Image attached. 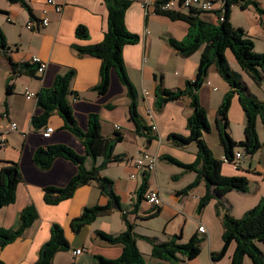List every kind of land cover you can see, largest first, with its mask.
<instances>
[{"label":"crops","instance_id":"0c3cea01","mask_svg":"<svg viewBox=\"0 0 264 264\" xmlns=\"http://www.w3.org/2000/svg\"><path fill=\"white\" fill-rule=\"evenodd\" d=\"M24 1L29 5L32 15L19 3L0 0V28L7 43L4 50L0 49V140L2 137L6 139L5 144L0 145V168L3 164L1 161L15 162L22 175L14 202L0 208V228L17 229L20 225V215L28 207L35 210L36 217L17 240L3 248L0 247V262L37 264L41 250L50 240L55 224L63 228L70 249L58 252L53 264H97L96 256L117 259L122 254V246L103 241L97 232L113 235L122 233L126 229L122 216L126 214L138 236L137 246L142 254L145 250L149 262L160 263L151 256L152 246L143 237L155 242H167L178 235L181 236V242L185 243L197 235L202 239L201 253L197 258L165 264H231L235 243L230 245L222 259L213 260L211 257L212 253H219L223 247V226L216 213V207L219 202L225 204L229 214L239 219L259 205L264 197V156L259 155L260 151L251 157L246 155L238 169H235L232 163L224 161L222 174L227 177H246L249 181L248 189L246 192L232 191L213 198L202 213L197 212V207L206 192L205 182L201 181L196 188L182 194L196 179L197 173L186 172L181 167H178L176 173H168L170 168L166 165L169 162L162 160L164 157L170 156L190 164L195 162L198 150L195 142L179 147L168 139L171 133L188 134L187 119L193 112L190 99L184 97L166 104L162 109L156 107V92L160 80L167 89L182 90L186 88L187 81L196 77L202 49L189 57H183L169 44L170 39H185L189 24L156 14V3L159 0H130L131 5L126 12L125 22L127 29L139 36V41L124 47L123 58L127 75L137 92V112L146 126L152 128L150 142L147 136L136 133L135 125L129 119L130 98L117 72L111 70L109 90L105 95H99L95 87L100 82L101 60L89 55H80L75 48L88 47L103 41L108 27L105 0H56L62 7L60 12L47 0ZM213 1L214 10L202 13L201 18L217 24L219 17L216 11L221 9L223 0ZM256 1L264 9V0ZM236 8L240 9L247 23H233V12ZM43 10L48 13L43 15ZM43 17L49 19L46 27L39 26ZM230 21L233 26L243 28L247 32L256 51L254 35H264L262 20L257 11L252 6L242 9L240 4H234L230 8ZM30 22L34 25L33 29L27 28ZM79 25L87 28V39L76 37L75 32ZM226 56L231 68L242 76L247 85V92L264 104V82L257 85L237 66V61L230 51L226 52ZM33 57L40 58L46 65L42 74H38L37 65L31 63ZM11 62L20 65L29 63L36 72L14 75ZM69 70L75 71L70 86L72 93L68 96V101L77 126L83 131L87 130L90 115L97 114L101 119V133L104 137L114 138L116 133L122 136V140L114 149V154L121 157L122 161L111 163L101 171L103 176L114 182V190L120 198V210L115 209L108 215L98 217L93 223L84 225L76 234L72 231L71 222L87 207L107 205L108 198L102 195L98 185L92 182L79 187L73 197L67 200L54 205L46 203L44 189L65 187L76 175L78 168L69 160L57 158L49 170H41L33 161L34 152L40 147L63 144L85 156L86 148L83 140L65 126V120L57 110L51 114L45 125L35 127L32 119L42 115L43 110L37 104V99L26 97L27 93L38 95L42 89L51 88L55 78ZM253 85L257 86L256 89ZM8 86H12L13 91L10 94L6 91ZM229 89L228 83L219 75L216 67L211 66L204 84L198 91L199 101L210 124V132L205 133L203 138L215 157L220 160L224 159L222 145L220 142L217 145L215 140L213 145H210L208 137L213 133L218 134L217 111ZM4 114L8 117L5 118ZM13 123L17 125L16 130L11 128ZM245 125L246 115L238 95H235L229 111V133L234 140L244 139ZM47 127H52L54 131L45 138L43 133ZM257 131L260 138L261 132L264 133V125L260 119L257 121ZM239 151L243 152L239 148L234 152ZM144 152L157 157L154 172L144 174L135 167V159ZM102 161V157L96 161L88 158L85 166L90 169L94 164L100 165ZM145 178L148 180L147 191L159 190L163 198L158 213H155L158 207L145 200L146 193L135 210L138 192ZM200 226H205V233L199 232ZM260 247L264 252V246ZM77 249H84V252L74 255ZM181 260L184 258L181 257ZM244 264H252L250 258L246 257Z\"/></svg>","mask_w":264,"mask_h":264},{"label":"trees","instance_id":"16d2710c","mask_svg":"<svg viewBox=\"0 0 264 264\" xmlns=\"http://www.w3.org/2000/svg\"><path fill=\"white\" fill-rule=\"evenodd\" d=\"M12 3H19L32 15L29 5L24 0H9ZM168 0H159L156 3L155 13L169 17L172 20H180L189 24L188 35L182 41L169 40V44L183 57H189L196 51L202 49L201 60L196 77L192 81L186 82L185 89L170 90L162 85V81L157 87L156 107L162 109L166 104L178 101L184 97L190 99L193 110L187 119L188 134L171 133L168 139L179 147H185L191 143L197 144V157L195 162L186 164L177 159L164 157L169 163L181 167L186 172H196V179L190 183L182 192L187 194L196 188L201 181L205 182L206 192L198 203L197 212L202 213L208 203L215 197H221L229 192H246L249 181L243 176L227 177L222 174L224 159L232 162L235 149H241L245 155H254L262 148L257 131V121L260 119L264 125V104L247 92V86L242 80V76L234 71L227 59L226 52L230 51L237 64L257 85L264 82V53H257L255 45L247 32L240 27H235L230 21V8L234 4H240L242 9L252 6L260 15L264 28V9L256 0H223V8L217 10V24L205 21L201 18L204 13L197 9H191L187 13L179 11L162 10L161 6ZM108 9V27L102 42L88 47L75 46L80 55H89L101 60L100 82L95 87L99 95H105L110 86V73L114 69L121 84L125 87L130 98L129 119L136 128V133L145 135L152 141V128L146 126L143 119L137 112V92L131 83L125 68L123 58L124 47L135 44L139 41V36L131 33L126 26L125 16L131 5L130 0H105ZM1 12V10H0ZM76 37L87 39L89 34L87 28L79 25L76 28ZM7 43L0 28V49H5ZM14 75L21 73L34 74L36 70L31 68L29 63L17 64L11 62ZM36 65V64H35ZM211 66H215L219 75L228 83L230 89L225 94L216 116V127L220 144L224 149V159L215 157L214 153L203 138L205 133L210 132L207 113L201 106L198 98V91L204 84ZM75 77V71L69 70L62 75H58L53 86L42 89L37 95V104L43 110V114L35 116L32 123L35 127L45 125L51 114L57 110L65 120V126L75 135L79 136L85 145L86 155L81 156L72 148L63 144L50 145L38 148L33 155L35 165L41 170H49L57 158H64L73 162L78 171L65 187H47L44 189V199L47 204H57L60 201L73 197L76 190L83 186L95 182L101 194L108 198L107 205L87 207L82 214L71 222L72 231L79 233L84 225L93 223L98 217L105 216L113 212L114 204L120 205V198L114 190L112 179L103 176L101 171L109 164L121 162L122 158L114 154L117 143L122 140V136L116 133L114 138H106L101 133V119L97 114H91L88 120L87 130H81L75 121L70 107L68 96L72 93L71 82ZM7 94L12 93V86H8ZM238 95L241 107L246 115V125L244 129V139L234 140L229 133V111L233 97ZM102 157L100 165H93L88 169L85 166L86 159L96 161ZM0 168V208L14 202L18 185L22 182V175L19 166L15 162L1 161ZM148 188V180L145 178L141 186L135 210L144 198ZM159 212V207L155 213ZM216 213L221 218L223 226V247L219 253H212L213 260L222 259L232 243L235 249L232 255L231 264H244L246 257L250 258L252 264H264V197L259 205L247 211L242 218L232 217L225 204L219 202ZM36 212L33 208H26L20 215V225L17 229L0 228V247L3 248L17 240L28 229L35 220ZM152 217V216H151ZM123 221L126 229L120 234L113 235L98 231L97 235L105 242L112 245L122 246V254L117 259H106L96 256L97 264H152L146 263L143 254L137 246V235L133 225L123 214ZM151 246V256L155 259L178 262L193 260L201 253L202 239L197 235L188 242H181V236H174L167 242H155L152 239L143 237ZM69 243L65 237L63 228L55 224L51 231L50 240L43 246L37 264H53V259L58 252L68 251ZM182 255L184 260H181ZM0 264H2L0 262ZM74 264V263H73ZM161 264V263H158Z\"/></svg>","mask_w":264,"mask_h":264},{"label":"built area","instance_id":"2783aa9c","mask_svg":"<svg viewBox=\"0 0 264 264\" xmlns=\"http://www.w3.org/2000/svg\"><path fill=\"white\" fill-rule=\"evenodd\" d=\"M47 1L49 4H52L53 6H55V10L57 12H60L62 10V7L56 2V0H47ZM214 5L215 4L213 0H180L179 2H177L176 0H168L161 6V9L170 10V11H179V12L189 11L191 9H197L202 12H211L214 10ZM223 5H224V2L222 4L221 9L223 8ZM47 13H48L47 10H43V15H46ZM219 20L222 21L223 17L221 16ZM48 23H49V19L47 17H43L39 21V26L46 27ZM27 28L33 29L34 28L33 23L32 22L28 23ZM31 63L37 65L38 74H42L45 71L46 65L41 61L40 58L33 57L31 59ZM26 97L27 99H33V98L37 99V95L34 93H27ZM4 117L7 118L8 115L4 114ZM11 128L12 130H16L17 125L13 123L11 125ZM116 129L119 130V127H117ZM53 131L54 129L52 127H47L45 132L43 133V136L45 138H48L52 134ZM5 141H6L5 137H2L0 140V145H4ZM245 157L246 155L244 152H241V151L236 152L234 155L233 161L230 163H232L235 169H238L241 161L245 159ZM224 161L228 162L225 159ZM156 162H157L156 156L148 152H144L138 158L135 159L134 164L137 170L145 174L149 172H154L156 170ZM132 177L134 178L135 175H132ZM145 200L154 207H160L163 204V198L159 190H156V189L147 191L145 195ZM198 230L200 233L206 232L205 226H200ZM83 252H84V249H77L74 251V255H79Z\"/></svg>","mask_w":264,"mask_h":264},{"label":"rangeland","instance_id":"374dc122","mask_svg":"<svg viewBox=\"0 0 264 264\" xmlns=\"http://www.w3.org/2000/svg\"><path fill=\"white\" fill-rule=\"evenodd\" d=\"M243 14L241 13V11H240V9L239 8H236V9H234V12H233V18H232V20H233V23L235 24V25H240V23L242 24V23H247L246 22V20H245V18H243ZM244 25V24H243ZM254 41H255V44H256V51L257 52H259V51H264V35H262V34H256V35H254ZM260 53V52H259ZM234 58V57H233ZM237 66H239V65H237ZM238 68V67H237ZM245 83V82H244ZM246 84V83H245ZM247 86V85H246ZM256 85H253V88H255L256 89ZM258 90H260L259 88H258ZM215 132V131H214ZM206 134H208V133H206ZM211 139V140H210ZM213 140H215V143L217 144V145H219V137H218V134L217 133H213L211 136H210V138L208 137V142L210 143V145H213ZM260 141L262 142V148H261V150H260V152H259V155L260 156H264V133H262L261 132V134H260ZM247 157H251L250 155H247ZM162 159V158H161ZM160 160V159H159ZM162 160H165V159H162ZM158 163H160L159 161H158ZM168 165H166V166H169V168H170V171L168 170V173H171V174H173V173H176V171L177 170H179L178 169V166H176V165H174V164H172V163H167ZM183 183H186V182H183ZM261 246H263V245H261ZM143 257H144V260H145V262L146 263H152V262H149V256L146 254V252H145V250H143ZM179 257L181 258L182 257V255H179ZM154 260H157L158 262H160L161 264H165V262H167V261H162V260H158V259H155L154 258ZM152 264H157V263H152Z\"/></svg>","mask_w":264,"mask_h":264},{"label":"water","instance_id":"95a60500","mask_svg":"<svg viewBox=\"0 0 264 264\" xmlns=\"http://www.w3.org/2000/svg\"><path fill=\"white\" fill-rule=\"evenodd\" d=\"M113 208H114V209H117V210H120V205H118V204H114V205H113Z\"/></svg>","mask_w":264,"mask_h":264}]
</instances>
